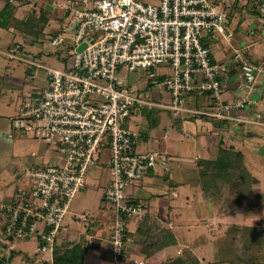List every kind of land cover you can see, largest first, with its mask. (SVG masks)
Listing matches in <instances>:
<instances>
[{
  "label": "built area",
  "instance_id": "1",
  "mask_svg": "<svg viewBox=\"0 0 264 264\" xmlns=\"http://www.w3.org/2000/svg\"><path fill=\"white\" fill-rule=\"evenodd\" d=\"M7 1L18 4L22 0ZM27 1L36 8L49 0ZM157 1L64 0L60 9L69 28L74 23L67 51L70 62L67 60L65 68L43 64L26 54L19 43L0 48V55L7 60L44 73L46 85L25 96L10 124L12 130L29 133L53 149L56 157L53 163L18 172L28 179L29 187L0 205L4 241L36 240V251L48 252L52 261L55 240L67 231L65 216L74 195L86 185L88 169L106 165L109 180L102 199L114 214L109 237L114 263L144 264L138 258L121 259L128 221L145 214L143 204L132 201L126 191L150 169L166 164L168 157L159 150H136L139 133L126 125L131 111L158 106L176 116L255 123L248 115L239 116L248 111L251 101L223 100L222 80L228 75L229 64L213 60L204 45L233 40L229 8L223 0ZM250 1L264 23V0ZM65 39L60 32L50 44L58 47ZM82 43L85 47L77 51ZM247 47L233 46L230 63L249 90L256 67ZM120 67L129 72L167 68L162 85L169 93V103L148 100L127 86L118 77ZM199 95L206 97L204 104L195 100ZM7 136L12 138L11 133ZM80 218L88 219L85 214ZM93 241L89 238L87 245Z\"/></svg>",
  "mask_w": 264,
  "mask_h": 264
},
{
  "label": "crops",
  "instance_id": "2",
  "mask_svg": "<svg viewBox=\"0 0 264 264\" xmlns=\"http://www.w3.org/2000/svg\"><path fill=\"white\" fill-rule=\"evenodd\" d=\"M257 20V22L252 24L247 36H245V34L243 36V34L240 33V40L236 38V40H232V42L234 41L233 43H236L233 44L234 47L248 46L247 55L256 67L255 81L249 90L246 88L244 81L240 78L238 71L231 66V47L223 40H218L212 42L209 48L213 60L229 64L228 75L222 80L223 100H225V102H233L236 99L246 98L251 101L248 111L239 113V116L243 117L248 115L255 123L218 121L196 116H187V118H185L186 116L184 115L176 116L169 109L158 106L136 107L127 118L126 125L139 133L136 150L143 152L159 150L168 157L166 164L158 165L149 170L141 180L136 184H132L126 191V194L132 201L143 204L145 209L143 217L146 218L144 225H146L148 229L164 227L171 230L175 236L176 244L167 247L164 251L166 258H177V256L183 253V249L192 251V253L197 255V248L204 245L209 246L217 238L215 236L216 238L209 240L206 236L202 235L204 238H198L201 240L200 243L193 245L191 248L189 244L185 242L184 239H187L186 237L190 235L187 232L190 229L189 224H187V222H179L175 217L181 214L180 210L183 208L187 210V208L192 207V204H194L193 198H196V196L200 199V203H197L200 209L199 224L201 227H199V229H203L209 224L211 226L217 225L215 228L219 230L220 224L224 232L228 226H231L224 225L217 219L228 215L218 214L215 204L205 200L200 187L195 184L199 171L198 164L202 160L214 158L217 154V147L220 142L223 143L226 148L232 147L235 150L241 151L244 162L249 170H251L250 166L254 167V169L258 167L257 161L256 164L252 163L258 159L257 157L262 158L260 164L264 162V23L259 22L262 21L260 19ZM242 32L245 33V31ZM244 38H248L249 40H245ZM251 38L254 39V42ZM225 45H227L231 51H228ZM8 47L11 46L2 47V49ZM0 56V60L5 59L0 61V75L9 73L13 75L11 77L13 78V71L19 69L23 73L21 78L24 81L22 84L18 83L19 80L11 82V88L16 92L17 98L13 97L4 104L0 103L1 158L8 156L12 157V140L15 139L17 135L12 131L10 122L11 118L18 113L21 107L18 95H21L22 99H24L28 93L35 91L37 87L40 86V88H43L46 85V80L44 73H42L43 77H41L40 80L36 79L39 77V74L41 75V72H35V70L26 68L22 64L16 62L11 66L6 65V62L9 61L2 55ZM43 64L47 65L46 63ZM9 67H12L14 70L8 71ZM153 71V69H148L129 72L120 67L118 70V77L133 90L145 92L144 95L148 97V100L158 102L159 104H167L169 103L170 97L169 93L162 85L163 77L154 75ZM32 74L35 76L33 78H28V76ZM1 77L3 76H0V78ZM27 82H33V84L29 88L27 87L28 89H24V86H27ZM3 85H5L4 80L0 79V88L3 87ZM195 100L204 104L206 102V97L199 95ZM257 114H259V118H257ZM199 126H203L204 129L200 130V128H198L194 130L189 128H197ZM8 133L12 134V138H8ZM1 136H4V138ZM249 138H251V141L246 140ZM244 139L246 141L245 143H243ZM19 140L26 141V138L22 136ZM39 143L41 145H46L42 142ZM193 146L194 150H201V156L195 154L192 161L186 162L187 160L184 159L183 155L184 150L193 148ZM46 147L47 152L42 155V157L40 156L41 161L40 159L38 162L33 161L35 166L39 167L43 166V164L46 165L56 161L55 151L47 145ZM96 167L100 170L98 176V183L100 184L98 196L103 201L102 190L109 180V169L106 165H98ZM18 168L12 167L11 170H5V167L0 164V205L9 202L20 189H28L29 187L28 179L18 174L20 171ZM254 169L253 172L252 170L250 172L253 178L256 179L254 192H257L256 190L261 191L256 187L259 183V174L257 171H254ZM194 190L195 192H193ZM263 194L264 193L261 191L262 198L264 196ZM258 202L254 198V208L258 205ZM71 216L73 220H79L76 218L75 213L71 214ZM135 219L138 221L141 220L139 218ZM133 221L134 219L127 223V234H129L125 237L127 238L126 250L122 257L124 262L134 258L142 259L137 251L142 245L144 238L141 237L142 239L139 240L140 238L135 235L138 221L134 224ZM100 222L98 218H94V220L89 221V224L84 225L81 229H72L70 223L66 222V224H64L67 227V231L61 233L59 237H64L68 241L77 242L76 240L79 235L84 233L88 235L87 238L84 237L86 243L89 238H93L94 240L93 246H90L87 250L84 260L89 264H115L113 246L109 240L111 229L107 237L101 235V233L98 238L91 234L94 226L101 225ZM242 225L254 224L251 222ZM178 226H185L183 227L185 231L181 235L176 234ZM2 228L3 217L0 212V232ZM18 242L28 243V241ZM18 242H10L7 244L0 241V264H51V256L47 253L42 254L34 250V254L32 255L26 249L16 251L14 246ZM10 251L15 253L10 255Z\"/></svg>",
  "mask_w": 264,
  "mask_h": 264
},
{
  "label": "rangeland",
  "instance_id": "3",
  "mask_svg": "<svg viewBox=\"0 0 264 264\" xmlns=\"http://www.w3.org/2000/svg\"><path fill=\"white\" fill-rule=\"evenodd\" d=\"M5 0H0V5L4 2ZM64 0H49V1H42L40 3L39 6H36V8H42L45 9L46 11H48L50 13V19L49 22L47 24V26L45 27L44 30V35L42 34V36L39 37V39H34V37L32 35H26V36H20V35H16L15 32L13 33L11 30L8 29H3L0 28V46L2 47H6V46H12L13 44L15 45V43H19L22 48L24 49V51L30 55V56H34L35 58H37L40 62L42 63H46L47 65L53 66V67H57V68H65L67 67L66 63L68 60L69 61V56L67 55V51H68V45H69V40L72 39L73 37V32H66L67 28H69V20H67V17L63 14L62 10L60 9L61 4L63 3ZM146 3H152V4H157V0H143ZM222 4H224L225 6H227L229 8L230 11V27L231 30L233 31V40H240V33L245 34V36H247V33L249 32V29L251 28L252 24H254V22H257V19H260L259 15L254 12L253 9V1H248L247 0H223L221 1ZM22 3H24V0L20 1L19 5H16L17 10L15 11V14L19 17L24 16L25 11L26 10H30V7L28 6H24ZM31 9H33V7H31ZM261 20V19H260ZM262 22V21H259ZM66 30V31H65ZM240 31V32H239ZM242 31H245V33H243ZM62 33L63 36L66 38L65 41L60 44L58 47H54L50 44L49 41H51L52 37L55 36L57 33ZM237 32H239L238 34H236ZM236 34V35H235ZM236 38V39H235ZM258 38V37H257ZM245 40L248 38H244ZM252 41L254 42V39L251 38ZM37 40V41H36ZM249 40V39H248ZM34 42V43H33ZM234 42V41H233ZM231 42L230 44H228L231 47V50H233V43ZM227 47L228 51H231L230 48L225 45ZM1 57V56H0ZM41 58V59H40ZM5 60V59H3ZM0 60V61H3ZM9 62H6V65H14L15 61H10L7 60ZM13 62V63H10ZM4 63V62H3ZM17 63V62H16ZM8 71L14 70L12 67L8 68ZM16 71H13L14 77L11 78L13 75L6 73L1 74L0 79L4 80L5 85H3V87L0 88V103L4 104L7 102V100H10L11 98H17L16 96V92L14 90H12L11 88V82L13 81H17L19 80L18 83L22 84L24 81L21 78L23 73L21 70L19 69H15ZM153 74L154 75H158L163 77V75L168 74L169 70L165 67H158V68H154L153 69ZM137 71V70H135ZM143 71V70H141ZM41 72V75L39 74V77L36 79H39L41 77H43V72ZM148 72V71H147ZM163 74V75H162ZM35 81V79H34ZM38 82V81H36ZM33 84V82H27L26 85L24 86L25 88H29L31 85ZM7 85V86H6ZM9 86V87H8ZM27 88V89H28ZM36 89H40V86L37 87ZM140 93V95L145 94V92H138ZM20 102L22 103V101L24 99H22L21 95H18ZM25 98V97H24ZM19 103V101H18ZM20 103V105H21ZM1 106V105H0ZM187 118V116L185 117ZM247 127V126H246ZM245 127V128H246ZM190 129H198L200 128V130L204 129L203 126H199V127H189ZM13 132L16 133V137L15 139H13L12 141V153L11 156L12 157H1L0 158V164L3 165L5 167V170H11L12 167L18 168L20 171H22L24 168L26 167H35V165L33 164L34 162H38L39 159L41 161V157L42 155H44L47 151V147L46 145H41L36 138H34L32 135H30L29 133H23L19 130H12ZM22 136L24 138H26V141H22L19 140L20 138H22ZM2 138H4V136H1ZM249 139H246L248 141H251ZM245 139L243 141V143H245ZM41 145V146H40ZM238 147V145H237ZM189 150V151H188ZM185 149L184 150V159L187 160L186 162H190L193 160V156L195 154H199L200 155V149H196L194 150V146L193 148L190 149ZM41 156V157H40ZM201 156V155H200ZM258 159H256L255 161H253V164H256V161L258 162V167L256 169H254V167H251V170L253 172L257 171L259 174V183L256 185V187H258V189H260L263 193H264V162L263 164H260V162H262V158L257 157ZM264 161V160H263ZM247 169L249 170V168L247 167ZM249 170V171H251ZM99 168L98 167H91L88 169L87 171V182L86 185L84 187V189H82L80 192H77L74 197L71 200V204L69 206L68 212L65 216L64 219V223L66 224V222L70 223V226L72 229H81L84 227V225H88L89 221L94 220V218H98L101 225L98 226H94V228L92 229L93 232L91 233L92 235H94L95 237L98 238V236H100L99 234L101 233V235H105V237L108 236L109 231L112 227V219L114 217L113 214V210L111 209V207L109 206V204H107L105 201H102L99 198V194H98V189H99ZM17 173V171H16ZM129 189V188H128ZM256 190V189H255ZM257 192H254V198L255 200L258 202V205L256 206V209L254 208L252 212L249 213H236L233 215H228V216H223V217H219L217 219H219V221H221L224 225H231L232 224H238V225H242V224H249L252 222V224H258L261 223L264 225V196L262 198L261 195V191L256 190ZM195 192V190L193 191ZM264 195V194H263ZM193 203L192 207L187 208V210H184V208L182 210H180V215L175 217V219L179 222H187V224H189V230L187 231L189 235V237H186L187 239H184L185 242H187L189 244V247L191 248L193 245L195 244H199L201 240H199L198 238L206 236V238H208L209 240H213L214 238L217 237V235L221 234L222 228L221 225L219 224L220 229L217 230L215 227L217 225H209L207 224L203 229H199L200 224H199V215H200V209H199V205L197 204L198 202L200 203V199H198V196H196V198H193ZM211 202V200H209ZM263 205V207H262ZM260 206V207H259ZM260 208L262 210H260ZM184 210V211H183ZM75 213L76 214V218H78L79 220H73V217L71 216V214ZM84 213L85 215H87L88 217V222L87 221H82V219L80 218V215ZM258 214L261 215V219H259ZM141 220H136L134 219L133 224L138 221V225H141L142 228H145L146 226L144 225V222L146 221L145 217H141L139 218ZM137 225V226H138ZM134 226V225H133ZM183 227L185 226H178L177 230H176V234L177 235H181L184 233V229ZM129 234V233H128ZM127 234V235H128ZM206 234V235H205ZM135 235L138 236V238H140L139 240H141L142 238H144V236L138 232H135ZM203 235V236H202ZM65 236V235H64ZM88 235L86 234H80L79 237L77 238L76 241L78 240H83L84 237L87 238ZM216 236V237H215ZM142 237V238H141ZM204 238V237H203ZM189 239V240H188ZM63 240H66L64 237H59V240L57 241V245L61 244V242ZM138 240V239H137ZM0 241L5 242L7 244H9L10 242H6L2 239V235L0 232ZM127 241V240H126ZM18 242V241H16ZM36 245H37V241L36 240H29L28 243H23V242H18L15 244V250H22V249H26L27 251H29L30 254H34V250L36 252ZM126 246V244H125ZM243 247H238V250H241V252H244V254L247 256L248 258V262L247 264H264V243L262 245V242L260 245H253V246H248V250H246L245 246L242 245ZM245 249V250H244ZM185 251V249H183V252ZM192 252V251H190ZM15 253V252H13ZM47 254H49L48 252H46ZM44 254V253H42ZM206 254V253H205ZM205 254H203V256H205ZM50 255V254H49ZM51 256V255H50ZM200 257L202 256L199 255ZM207 256V255H206ZM175 257H171V259H174ZM140 259V258H138Z\"/></svg>",
  "mask_w": 264,
  "mask_h": 264
},
{
  "label": "trees",
  "instance_id": "4",
  "mask_svg": "<svg viewBox=\"0 0 264 264\" xmlns=\"http://www.w3.org/2000/svg\"><path fill=\"white\" fill-rule=\"evenodd\" d=\"M28 3L27 0H24L22 4L30 7ZM19 4L9 3L5 0L0 5V28L11 30L20 36L29 34L34 39H39L42 34L45 36L43 29L49 22L50 13L42 8L31 9L30 7V10L25 11L24 16L19 17L15 14L16 5ZM252 4H254L252 10L257 13L256 4ZM228 16L230 20V11ZM204 45L210 48L209 42H204ZM198 166L199 171L195 184L200 187L204 199L211 200L215 204L218 214L233 215L254 211L256 179L247 169L241 151L232 147L226 148L220 142L216 156L212 159L202 160ZM262 209L260 208V210ZM258 217L261 219L260 214ZM157 228L148 229L147 226L142 228L141 225H138L136 229V232L144 236V241L137 251L144 264H247V256L238 250V247L242 248L244 245L248 250V246L260 245L261 242L263 245L264 243L263 224L258 223L255 226L232 225L217 235V238L209 246L204 245L197 248V255L185 250L177 258L171 259L166 258L164 251L167 247L176 244L175 236L167 228ZM58 240L59 238L55 240L51 264H89L84 260L90 247L85 239L77 242L63 240L61 244L57 245ZM12 254L13 252L10 251V255ZM122 261L124 262V260Z\"/></svg>",
  "mask_w": 264,
  "mask_h": 264
},
{
  "label": "water",
  "instance_id": "5",
  "mask_svg": "<svg viewBox=\"0 0 264 264\" xmlns=\"http://www.w3.org/2000/svg\"><path fill=\"white\" fill-rule=\"evenodd\" d=\"M74 27V23L70 26V28H67V32H70L71 30H72V28ZM85 43H82V44H80L77 48H76V50L77 51H80L81 49H83L84 47H85Z\"/></svg>",
  "mask_w": 264,
  "mask_h": 264
}]
</instances>
